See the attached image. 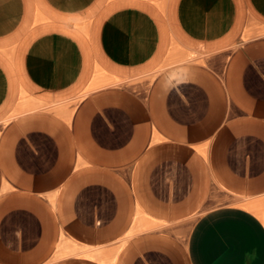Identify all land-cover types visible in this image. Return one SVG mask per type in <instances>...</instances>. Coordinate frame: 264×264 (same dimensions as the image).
I'll return each mask as SVG.
<instances>
[{
	"label": "crops",
	"instance_id": "obj_1",
	"mask_svg": "<svg viewBox=\"0 0 264 264\" xmlns=\"http://www.w3.org/2000/svg\"><path fill=\"white\" fill-rule=\"evenodd\" d=\"M0 264H264V0H0Z\"/></svg>",
	"mask_w": 264,
	"mask_h": 264
}]
</instances>
